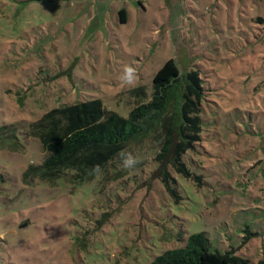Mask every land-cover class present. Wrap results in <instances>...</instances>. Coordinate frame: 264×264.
Listing matches in <instances>:
<instances>
[{
    "label": "rangeland",
    "instance_id": "1",
    "mask_svg": "<svg viewBox=\"0 0 264 264\" xmlns=\"http://www.w3.org/2000/svg\"><path fill=\"white\" fill-rule=\"evenodd\" d=\"M169 58L205 87L192 176L160 164L179 199L157 132L129 140L133 169L118 154L84 181L24 178L45 156L32 121L89 99L127 117ZM3 126L0 264H148L200 231L212 250L264 258V0H0Z\"/></svg>",
    "mask_w": 264,
    "mask_h": 264
},
{
    "label": "trees",
    "instance_id": "2",
    "mask_svg": "<svg viewBox=\"0 0 264 264\" xmlns=\"http://www.w3.org/2000/svg\"><path fill=\"white\" fill-rule=\"evenodd\" d=\"M119 18L122 22L126 20L124 8L119 11ZM134 92L146 96L141 87ZM204 93V79L198 70L181 72L176 61L169 58L153 77L151 96L146 100L139 98L127 117L106 109L99 99L51 108L28 126L27 134L38 139L45 156L40 163L27 167L24 178L56 181L70 175L84 181L104 169L121 151H126L130 139L157 132L159 148L155 159L161 169L158 176L179 199L174 179L160 164L166 161L180 174L192 176L185 153L195 149L202 138ZM5 128L0 127V131L5 133ZM97 166L98 170H94ZM148 264H264V258L252 262L236 249L212 250L206 232L200 231Z\"/></svg>",
    "mask_w": 264,
    "mask_h": 264
},
{
    "label": "clouds",
    "instance_id": "3",
    "mask_svg": "<svg viewBox=\"0 0 264 264\" xmlns=\"http://www.w3.org/2000/svg\"><path fill=\"white\" fill-rule=\"evenodd\" d=\"M135 69L132 66H126L124 69V74L121 77V81L125 85H130L135 82ZM119 156L121 157L122 160V168L124 169H133L136 164L139 163V160L137 157L133 156L131 153L126 152V151H121L119 153ZM98 170V166L97 169Z\"/></svg>",
    "mask_w": 264,
    "mask_h": 264
}]
</instances>
